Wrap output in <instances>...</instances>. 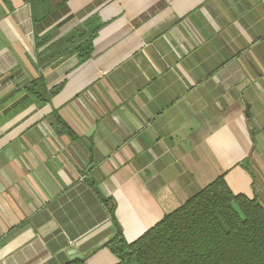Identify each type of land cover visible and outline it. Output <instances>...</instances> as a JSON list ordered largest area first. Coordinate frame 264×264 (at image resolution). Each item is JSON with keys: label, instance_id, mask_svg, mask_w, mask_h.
<instances>
[{"label": "crops", "instance_id": "obj_1", "mask_svg": "<svg viewBox=\"0 0 264 264\" xmlns=\"http://www.w3.org/2000/svg\"><path fill=\"white\" fill-rule=\"evenodd\" d=\"M222 175L264 205V0H0V264H116L108 206Z\"/></svg>", "mask_w": 264, "mask_h": 264}, {"label": "trees", "instance_id": "obj_2", "mask_svg": "<svg viewBox=\"0 0 264 264\" xmlns=\"http://www.w3.org/2000/svg\"><path fill=\"white\" fill-rule=\"evenodd\" d=\"M108 208L116 233L105 246L116 255V264H264V205L235 194L224 175L133 242L125 239L115 219V205Z\"/></svg>", "mask_w": 264, "mask_h": 264}, {"label": "water", "instance_id": "obj_3", "mask_svg": "<svg viewBox=\"0 0 264 264\" xmlns=\"http://www.w3.org/2000/svg\"><path fill=\"white\" fill-rule=\"evenodd\" d=\"M75 257H80V255L77 254V253H75V252H73V253H72V259L75 258Z\"/></svg>", "mask_w": 264, "mask_h": 264}]
</instances>
